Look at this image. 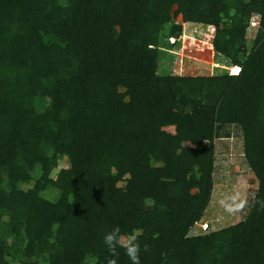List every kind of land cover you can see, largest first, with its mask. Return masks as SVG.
<instances>
[{
    "label": "trees",
    "instance_id": "1",
    "mask_svg": "<svg viewBox=\"0 0 264 264\" xmlns=\"http://www.w3.org/2000/svg\"><path fill=\"white\" fill-rule=\"evenodd\" d=\"M184 24L215 28L239 74H175L162 53ZM227 126L257 191L243 220L190 235ZM261 205L264 0H0V264H107L116 226L139 231L140 264H264Z\"/></svg>",
    "mask_w": 264,
    "mask_h": 264
},
{
    "label": "rangeland",
    "instance_id": "2",
    "mask_svg": "<svg viewBox=\"0 0 264 264\" xmlns=\"http://www.w3.org/2000/svg\"><path fill=\"white\" fill-rule=\"evenodd\" d=\"M259 20L258 16H254L251 20L247 35L250 41L254 39ZM214 32L215 28L211 26L184 24L183 34L173 45V49L166 43L162 56L169 62L171 60L175 74L183 76L229 74L232 66L214 52ZM169 49L172 50L169 51ZM165 68L170 70L167 66ZM161 73H168V71L161 70ZM219 134L216 140V171L212 200L204 219L193 228L190 235L200 234L199 225L204 223H208L214 231L243 220L249 212L258 188L257 180L243 154L240 130L235 126H227L221 129ZM65 166V162H61L52 176L54 177L58 170ZM237 194L246 197L248 203L243 210L229 213L226 210V204Z\"/></svg>",
    "mask_w": 264,
    "mask_h": 264
},
{
    "label": "clouds",
    "instance_id": "3",
    "mask_svg": "<svg viewBox=\"0 0 264 264\" xmlns=\"http://www.w3.org/2000/svg\"><path fill=\"white\" fill-rule=\"evenodd\" d=\"M248 200L246 197H242L237 194L231 197L229 203L226 204V210L229 213L238 212L245 208ZM264 207V205H261ZM139 231L134 230L130 234L123 235L119 226L114 227L110 232L106 233L104 236V243L107 246L109 252L112 255L107 262V264H118L119 251L118 249L123 248L125 255L131 261V264H140V252L141 245L139 243ZM144 251L148 250V246L144 245Z\"/></svg>",
    "mask_w": 264,
    "mask_h": 264
},
{
    "label": "built area",
    "instance_id": "4",
    "mask_svg": "<svg viewBox=\"0 0 264 264\" xmlns=\"http://www.w3.org/2000/svg\"><path fill=\"white\" fill-rule=\"evenodd\" d=\"M183 31H184V29H183ZM214 33H215V32H214ZM182 34H183V32H182ZM182 34H181L179 37H170V38H168V39H167V42H168L170 45L173 46L178 40H180ZM237 69H239L238 72L236 71ZM239 72H240V68L235 67V66H232V67L230 68L229 75H238ZM199 226H200L202 232H207V231H209V229H210V225H209L208 223H204L203 225L201 224V225H199Z\"/></svg>",
    "mask_w": 264,
    "mask_h": 264
},
{
    "label": "snow or ice",
    "instance_id": "5",
    "mask_svg": "<svg viewBox=\"0 0 264 264\" xmlns=\"http://www.w3.org/2000/svg\"><path fill=\"white\" fill-rule=\"evenodd\" d=\"M237 72L239 71V69L236 70Z\"/></svg>",
    "mask_w": 264,
    "mask_h": 264
}]
</instances>
